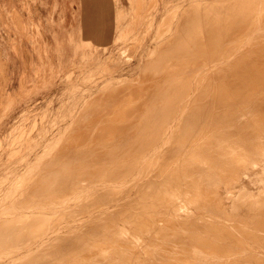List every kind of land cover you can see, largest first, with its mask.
<instances>
[{
	"label": "bare ground",
	"instance_id": "1",
	"mask_svg": "<svg viewBox=\"0 0 264 264\" xmlns=\"http://www.w3.org/2000/svg\"><path fill=\"white\" fill-rule=\"evenodd\" d=\"M214 10L222 16L197 45L179 107L169 102L160 117L152 109L140 119L149 124L119 125L134 131L117 134L91 135L103 128L91 120L64 133L52 114L61 130L26 139L20 162L38 161L55 135L75 146L47 156L35 180L16 179L22 164L0 156V174L15 176L0 182V223L12 209H38L0 229V264H264V0H217ZM21 115L19 125L29 116ZM58 166L69 173L48 172ZM53 192L68 196L58 204L46 198Z\"/></svg>",
	"mask_w": 264,
	"mask_h": 264
},
{
	"label": "rangeland",
	"instance_id": "2",
	"mask_svg": "<svg viewBox=\"0 0 264 264\" xmlns=\"http://www.w3.org/2000/svg\"><path fill=\"white\" fill-rule=\"evenodd\" d=\"M5 1L11 3L15 0ZM216 1L111 0L112 13L103 25L108 30L106 34L100 35L103 42L98 43L97 40V46L95 42H82V48L76 57L66 61L55 57L51 46L50 50L46 51L42 48V42L35 40L37 26L34 20L33 34L27 35V41L33 46L34 55L31 51L20 50L17 35L16 38H9L10 28L6 24L7 39L15 44L18 60L24 67L21 73L10 75L8 57L1 55L0 156H5L1 161L12 165L15 162L18 167L22 164L19 168L25 176H17L16 179L24 180L28 176L29 179L25 180H35L41 169H44L42 164L48 163L45 159L47 156L56 154V150L61 148L75 146L65 143L75 141L72 136H65L64 140H61L55 135V144L43 143L40 146L38 161L20 162V157L24 154L21 151V148L25 147L24 141L28 138L32 141L35 136L41 137L42 135L37 134H44L51 128L55 119L59 118L57 120L61 123L64 133L84 132L85 130H78L77 125L84 124L88 120H91L93 125H98L99 122L103 127L91 129L89 131L91 135L92 132L128 133L134 130L127 128L121 130L116 126L139 124L143 127L149 123L140 119L149 117L152 109L160 117L162 116L160 111L170 106L169 102L175 101L176 106L179 107L178 104L184 97L182 86L192 83L190 78L197 68V45L201 40L205 42L208 37L205 32L208 26L213 25L214 20L222 16L221 12L214 10ZM8 7L1 5V17L8 15ZM13 7L12 16L17 24V30L23 35L26 28L21 23V16L24 10L28 11L29 17L32 13L39 14V10L35 8L36 1L18 0L17 6L13 5ZM116 19L119 27L123 28L122 38H118L120 31L118 35L115 31ZM21 43L23 44L22 41ZM105 43H108L106 49L103 48ZM86 46L87 55L82 56ZM74 59L75 61L72 62ZM69 70H73L71 75ZM184 76L186 79H183ZM9 88L16 91L10 93ZM111 92L113 93L110 94ZM150 100H154V103L151 104ZM24 111L28 112L29 116L26 121L21 120L22 123L25 122L19 125L21 113ZM52 114L56 116L51 120ZM70 114L76 115L74 122ZM34 115L37 120L36 126H34ZM98 116L100 120H97ZM183 124L184 122L180 126ZM58 130L61 129L57 125L52 126L50 137L58 133ZM158 131L159 129L153 131L142 129L140 133ZM82 141L85 142V139L82 138ZM95 147L97 148L96 145ZM3 148L8 152L2 153ZM22 166L25 168L22 169ZM77 171L81 173L82 169L78 167ZM48 172L67 175L69 170L64 166H58L49 167ZM13 176L14 174L2 173L0 182L13 179ZM53 179L45 177L42 180ZM70 179L80 180L81 183L85 181L80 176ZM43 186L49 191L56 190L55 184L45 183ZM67 196L53 192L47 194L46 198L54 197L50 201L62 204V200ZM37 202L39 201H29L30 204ZM22 210L17 216L15 214L17 210L12 209L14 213L6 215L4 219L8 222L0 223V229H4L5 224H10V228L19 227V222L35 219L38 216H36L38 209L35 207L31 209L32 211L29 210L31 211L29 216L23 215ZM33 227L34 225L29 229L33 230ZM0 235L3 236L2 233Z\"/></svg>",
	"mask_w": 264,
	"mask_h": 264
},
{
	"label": "crops",
	"instance_id": "3",
	"mask_svg": "<svg viewBox=\"0 0 264 264\" xmlns=\"http://www.w3.org/2000/svg\"><path fill=\"white\" fill-rule=\"evenodd\" d=\"M35 1V8L39 10V14L34 15V13H32L31 17H29L28 11H23L21 23L25 25L26 32L22 35V33L17 30V24L12 16V10L14 9L13 5L17 6L18 0L12 1L11 3H9V1L3 0L2 2L0 0V13L2 4L5 6L7 5V7L9 5V10L7 8L8 15H5V17H1L0 15V58L1 55L8 57L10 75L21 73L23 71L22 67L24 66H22L21 61L18 60L15 44L7 39L6 24H8L10 28L9 38H16L17 35L20 50L31 51L32 55H34L33 46L27 41V35L32 36L33 34L32 31L34 30L32 29V24L34 20L37 26L35 40L41 41L42 48H45L46 51H49L51 46L53 55L63 61L76 57L79 50L82 48V42H95L94 44L97 46L96 41L101 39L100 35L107 33L108 29L103 27V25L105 24L106 18L112 13L111 0ZM87 51L88 49L86 46L82 54ZM73 61H75V59L72 60V62ZM9 91L11 93L16 90L13 91L9 88Z\"/></svg>",
	"mask_w": 264,
	"mask_h": 264
}]
</instances>
